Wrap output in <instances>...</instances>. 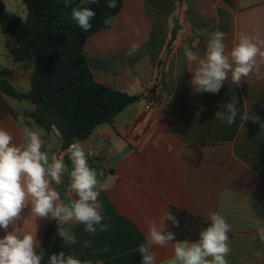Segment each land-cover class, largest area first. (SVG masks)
<instances>
[{"label": "crops", "instance_id": "crops-1", "mask_svg": "<svg viewBox=\"0 0 264 264\" xmlns=\"http://www.w3.org/2000/svg\"><path fill=\"white\" fill-rule=\"evenodd\" d=\"M1 1L7 7L8 0ZM217 29L227 33L228 50L241 33L264 39V0H123L115 24L88 38L84 53L95 81L143 98L81 141L97 175L102 223L110 229L92 235L83 224L63 225L76 235V243L65 244L56 225L44 264L60 251L91 264H141L137 249L147 234V221H159L172 207L208 222L209 214L218 212L231 225L229 264H264V242L257 234L264 227V64L260 78L253 71L240 86L229 79L218 94L196 92L191 84L196 65L186 60L184 47L203 56ZM5 39L0 28V79L25 93L30 71L14 63ZM133 43L140 48L128 57ZM169 52L173 59L163 100L149 115L144 105L150 80ZM233 95L238 114L229 126L215 119V113ZM24 102L0 94V128L17 144L27 142L26 127L41 132L42 151L50 162L62 159L67 166L61 184L52 187L59 189L62 202L71 203L78 197L70 187L68 148L58 151L57 131L48 137L31 120L24 121L22 114L33 110ZM253 116L259 121L253 122ZM22 215L25 223L18 221L17 226L23 231L36 227L42 248L54 219L32 217L30 205ZM4 235L0 229V238ZM175 243L153 246L156 264H170Z\"/></svg>", "mask_w": 264, "mask_h": 264}, {"label": "clouds", "instance_id": "clouds-1", "mask_svg": "<svg viewBox=\"0 0 264 264\" xmlns=\"http://www.w3.org/2000/svg\"><path fill=\"white\" fill-rule=\"evenodd\" d=\"M63 2L68 7L71 0ZM96 3L98 0H80V5L72 8L71 19L84 32L91 29L90 21L95 18V11L88 5ZM107 6L115 9L117 0H107ZM116 20V16L109 15L104 24L114 25ZM227 38V33L219 29L212 32L203 56L185 45L186 60L189 64L196 65L192 70L194 75L191 80L196 92L218 94L229 79L233 85L240 86L244 78L253 71L260 78V66L264 64V39L241 33L237 42L228 50L225 43ZM139 48L138 43H133L126 56H134ZM237 103L238 98L233 95L223 103V110L215 113V119L231 126L238 114ZM243 119L246 121L249 118L245 116ZM251 119L253 122L259 121L256 116ZM261 127L264 128V125ZM24 134L27 142L17 144L11 133L0 128V229L5 232L3 238H0V264H41L45 252L37 239L36 227L33 231H23L17 226L18 221L25 223L22 213L29 205L32 217L54 219L57 222V234L65 244L76 243V235L70 229L62 227L63 225L83 224L84 231L92 235L97 231L110 229L109 224L102 223L104 217L99 212V192L95 190L98 185L97 175L89 166L82 142L74 138L67 149L73 166L70 187L78 198L71 203H64L60 193L52 185L61 184L67 166L62 159L50 162L48 152L42 151L44 142L40 131L26 127ZM165 221L179 227L178 218L171 213H165L159 221H147V234L137 249L141 264H156L153 246L164 247L175 241V233L165 231ZM209 221V225L199 233L197 241L182 240L174 244L170 264H229L227 257L231 248L228 234L231 225L218 212L210 213ZM257 234L264 242V227L258 228ZM84 246L88 247L89 242L85 241ZM47 264L91 262H82L75 256L60 251L58 254H51ZM97 264L101 262L97 261Z\"/></svg>", "mask_w": 264, "mask_h": 264}, {"label": "trees", "instance_id": "trees-1", "mask_svg": "<svg viewBox=\"0 0 264 264\" xmlns=\"http://www.w3.org/2000/svg\"><path fill=\"white\" fill-rule=\"evenodd\" d=\"M20 1L26 11L24 20L0 0V28L6 36L9 56L23 70L30 71V89L19 92L7 80L0 79V94L32 104L33 110L22 114L24 121L31 120L48 137L57 131L58 151L66 150L74 138L84 141L98 126L112 124L120 112L143 98L96 82L84 53L88 38L111 26H106L104 20L109 15L117 17L123 0H117L115 9L107 6V0L88 5L95 11V18L87 32L71 19L72 8L79 6L80 0H71L68 7L63 0ZM158 79L159 70L150 80L149 92ZM169 213L179 220V227L170 221L166 223L165 231L175 233V242L197 241L199 233L210 223L175 207ZM56 225L54 220L46 229L44 252Z\"/></svg>", "mask_w": 264, "mask_h": 264}, {"label": "built area", "instance_id": "built-area-1", "mask_svg": "<svg viewBox=\"0 0 264 264\" xmlns=\"http://www.w3.org/2000/svg\"><path fill=\"white\" fill-rule=\"evenodd\" d=\"M172 59L173 55L169 52L162 65L158 66L159 79L152 90L148 93L144 105V111L149 115L155 111L163 100L164 86L171 68Z\"/></svg>", "mask_w": 264, "mask_h": 264}, {"label": "rangeland", "instance_id": "rangeland-1", "mask_svg": "<svg viewBox=\"0 0 264 264\" xmlns=\"http://www.w3.org/2000/svg\"><path fill=\"white\" fill-rule=\"evenodd\" d=\"M18 5H16L14 3V0H8L7 1V8L10 11H12L13 13H15L21 20H24L25 16H26L25 7H24V5L22 4V2L20 0L18 2ZM24 103H25V105H29L30 104L29 102H26V101Z\"/></svg>", "mask_w": 264, "mask_h": 264}, {"label": "water", "instance_id": "water-1", "mask_svg": "<svg viewBox=\"0 0 264 264\" xmlns=\"http://www.w3.org/2000/svg\"><path fill=\"white\" fill-rule=\"evenodd\" d=\"M44 257H45V254H44ZM44 257H43V259H42V261H41V264H44Z\"/></svg>", "mask_w": 264, "mask_h": 264}]
</instances>
